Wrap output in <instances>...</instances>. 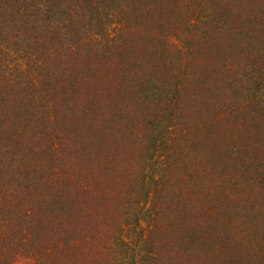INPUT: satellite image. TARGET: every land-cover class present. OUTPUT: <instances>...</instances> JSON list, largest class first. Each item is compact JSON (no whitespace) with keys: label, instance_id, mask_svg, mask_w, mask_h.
Returning a JSON list of instances; mask_svg holds the SVG:
<instances>
[{"label":"trees","instance_id":"16d2710c","mask_svg":"<svg viewBox=\"0 0 264 264\" xmlns=\"http://www.w3.org/2000/svg\"><path fill=\"white\" fill-rule=\"evenodd\" d=\"M0 264H264V0H0Z\"/></svg>","mask_w":264,"mask_h":264}]
</instances>
